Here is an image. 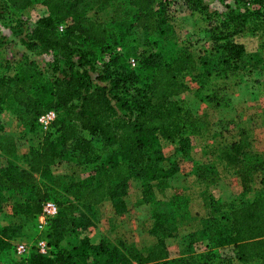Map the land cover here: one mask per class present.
Masks as SVG:
<instances>
[{"label":"trees","instance_id":"16d2710c","mask_svg":"<svg viewBox=\"0 0 264 264\" xmlns=\"http://www.w3.org/2000/svg\"><path fill=\"white\" fill-rule=\"evenodd\" d=\"M125 1L131 10L106 24L87 12L105 10L115 0H42L48 13L25 35L29 52L21 59L0 58V112L12 99L25 114V128L36 130L42 129L44 112L60 110L24 166L15 139L0 133V157L7 160L0 166V221L7 191L22 195L14 210L25 219L21 225L0 224V264H264V192L247 203H230L229 211L211 210L202 230L191 234L199 235L204 250L192 255L171 257L167 238L178 229L171 224L177 220L171 213H155L151 233L157 239L146 251L122 240L114 243L107 235L94 242L87 234L99 222L96 207L107 199L116 215L129 213L126 197L133 179L142 181L147 200L154 194V181L170 179L191 160L193 142L186 130L195 126L194 118L175 99L188 90L187 74H197L202 100L213 108L228 107V87L219 85L205 94L207 79H228L250 67V54L238 35L253 32L264 39V0H232L223 10L212 9L208 0H185L192 12L206 18L209 44L199 56L179 49L167 58L161 46L149 52L139 41L142 33L170 40L174 27L167 2ZM34 2L4 0L0 18L17 17ZM30 53L52 55L56 64L38 67ZM162 139L174 146L172 154L163 152ZM221 155L238 168L245 189L254 173L264 172V159L249 156L242 141L224 146ZM69 158H76L87 173L60 183L53 167ZM194 174L208 184L218 180L212 164L198 165ZM47 200L60 207L44 230L50 254L31 250L16 256L15 242L24 240L20 229L37 221ZM170 204L176 215L187 201L177 194ZM67 240L77 243L62 248Z\"/></svg>","mask_w":264,"mask_h":264},{"label":"rangeland","instance_id":"374dc122","mask_svg":"<svg viewBox=\"0 0 264 264\" xmlns=\"http://www.w3.org/2000/svg\"><path fill=\"white\" fill-rule=\"evenodd\" d=\"M4 0H0L1 4ZM167 2V10L172 15L171 23L174 32L170 40H161L159 36H139V41L146 45L147 51L157 50L160 46L165 56L172 57L179 49L194 52L196 56L202 54L209 44L208 22L198 12H192L190 5L185 0H163ZM212 9L223 10L232 0H208ZM1 10V9H0ZM131 10L125 0H115L114 4L105 10L91 9L87 12L91 19L110 24L114 16L124 17ZM48 13L42 0L35 2L21 12L17 17L0 18V58L21 59L28 53L24 39L31 27ZM146 37V38H145ZM154 39V43H152ZM239 42L246 45L249 52L247 59L250 67L244 68L238 74L228 79H207L206 89L203 93H211L214 87L226 85L232 96L231 105L224 108H213L210 103L198 96L199 82L196 73L187 74L188 90L175 97L179 104L193 116L195 126H189L186 134L192 138L193 149L191 160L182 163L180 171L170 179L154 181V194L148 199L143 198V186L140 179H133L126 197L129 213L125 216L116 215L112 202L107 199L102 205L96 207L98 224L87 234L92 241L97 242L103 236H111L112 241H125L134 245L141 251L151 247L156 236L152 235L155 213H171L176 216L174 227H178L176 236L168 237V246L174 257L192 255L194 252L204 250L205 243L199 235L192 236L202 230V221L214 210L229 211V204H243L256 199L264 192L261 183L263 171L254 173V178L249 189H245L238 176V168L232 167L222 158L223 147L234 141H242L249 156L254 159H264V39L253 32L238 35ZM116 50L121 48L116 47ZM31 54V53H30ZM38 67H54L52 55H30ZM135 64L134 59H130ZM25 114L20 106L12 99L8 100L5 109L0 112V133L12 136L21 156V164L26 165L29 153L33 147L41 144L45 131L38 128L31 130L24 125ZM42 130V131H41ZM44 131V132H43ZM162 150L166 155L174 152V146L162 139ZM202 163L212 164L218 171V180L214 183L202 182L196 177L194 171ZM7 160L0 157V166H5ZM53 173L59 178L60 183L70 180H79L87 173V168L75 158H69L53 167ZM181 195L187 205L184 210L173 213L171 200L175 195ZM6 202L0 224L21 225L25 219L14 210V203L23 199L18 192L7 191ZM214 199V201H212ZM189 210V215L183 211ZM184 215V216H182ZM171 218V219H172ZM121 220V222H119ZM118 221V222H117ZM119 223V224H118ZM126 231L125 239L121 236ZM111 230V232H110ZM46 232L38 228V219L34 223L25 224L20 229L19 237L30 244L31 250L40 251V244L46 241ZM201 240V241H200ZM76 240L64 241L62 248L72 247ZM48 244V243H47ZM145 247V248H142ZM145 249V250H144ZM50 254L48 245L47 253ZM17 256V255H16ZM11 254V258L18 260ZM8 264H13L10 261ZM235 264H242L235 261Z\"/></svg>","mask_w":264,"mask_h":264},{"label":"built area","instance_id":"2783aa9c","mask_svg":"<svg viewBox=\"0 0 264 264\" xmlns=\"http://www.w3.org/2000/svg\"><path fill=\"white\" fill-rule=\"evenodd\" d=\"M65 25L60 26V30L63 31ZM60 110L52 108L44 112L39 117V124L44 131H47L52 126L53 122L58 118ZM60 210L59 205L54 200H47L44 205L42 212L38 216V228L44 231L49 224V221L58 215ZM15 254L23 257L31 252V246L25 240H18L15 242ZM40 253H47L48 244L46 241H42L40 244Z\"/></svg>","mask_w":264,"mask_h":264},{"label":"crops","instance_id":"0c3cea01","mask_svg":"<svg viewBox=\"0 0 264 264\" xmlns=\"http://www.w3.org/2000/svg\"><path fill=\"white\" fill-rule=\"evenodd\" d=\"M118 222V221H117ZM119 222H121V220H119ZM119 224V223H118ZM118 229H121V230H123L124 231V233H121V236L125 239V236H126V231H125V229L124 228H119L118 227ZM156 242V240L154 239V241H153V244ZM143 248V247H142ZM145 248V247H144ZM169 249H170V247H169ZM170 253H171V257H174V255H172V251H171V249H170Z\"/></svg>","mask_w":264,"mask_h":264}]
</instances>
